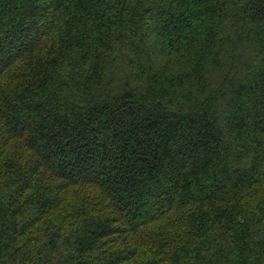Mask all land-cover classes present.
I'll return each mask as SVG.
<instances>
[{
    "label": "trees",
    "instance_id": "trees-1",
    "mask_svg": "<svg viewBox=\"0 0 264 264\" xmlns=\"http://www.w3.org/2000/svg\"><path fill=\"white\" fill-rule=\"evenodd\" d=\"M0 264H264V0H0Z\"/></svg>",
    "mask_w": 264,
    "mask_h": 264
}]
</instances>
